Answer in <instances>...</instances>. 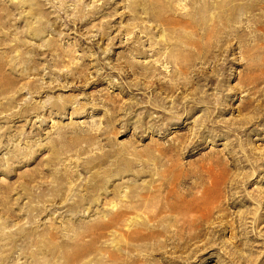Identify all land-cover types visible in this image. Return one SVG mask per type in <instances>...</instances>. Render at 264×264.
<instances>
[{"label":"rangeland","instance_id":"rangeland-1","mask_svg":"<svg viewBox=\"0 0 264 264\" xmlns=\"http://www.w3.org/2000/svg\"><path fill=\"white\" fill-rule=\"evenodd\" d=\"M0 264H264V0H0Z\"/></svg>","mask_w":264,"mask_h":264},{"label":"bare ground","instance_id":"bare-ground-1","mask_svg":"<svg viewBox=\"0 0 264 264\" xmlns=\"http://www.w3.org/2000/svg\"><path fill=\"white\" fill-rule=\"evenodd\" d=\"M245 86H246V85H245ZM251 86H252V85H251ZM252 100H253V99H252ZM249 107H250V106H249ZM210 170H211V169H210ZM213 171H214V169H213ZM219 172H220V171H219ZM196 173H197V172H196ZM204 173H205V172H204ZM211 173H212V172H211ZM215 173H216V172H215ZM220 173H221V172H220ZM177 174H178V173H177ZM200 174H202V173H200ZM208 174H209V173H208ZM205 175H207V173H206ZM205 175H204V176H205ZM174 176H175V175H174ZM202 176H203V175H202ZM208 176H210V175H208ZM197 177H198V176H197ZM200 177H201V176H200ZM211 177H217V175L212 174ZM219 177H220V176H219ZM222 177H223V176H222ZM222 177H221V178H222ZM202 178H203V177H202ZM202 178H200V179H202ZM204 178H205V177H204ZM202 180L204 181L205 179H202ZM206 180H207V179H206ZM211 180H213V181L211 182V184L209 185V187L203 189L204 192L202 193V195H203L202 201H203L205 204H208L209 200L211 201V200L215 197V195H216L217 192H218V187H219V185H220V182H219L218 179H216L217 181H216L215 179H213V178H212ZM175 181H176V180H175ZM218 182H219V183H218ZM178 183H179V182H178ZM201 183H202V182H201ZM182 184H183V183H181V185H180L181 187H183ZM204 184H205V183H204ZM183 185H184V184H183ZM199 186H200V185H199ZM202 186H203V185H202ZM207 186H208V184H207ZM174 187H175V186L173 185V188H174ZM191 187H192V186H191ZM195 187H197V186H195ZM205 187H206V186H205ZM192 188H193V187H192ZM201 188H202V187H201ZM181 189H182V188H180V190H181ZM187 189L189 190V188H187ZM174 190H175V189H174ZM178 190H179V189H178ZM178 190H177V191H178ZM184 190H185V189H184ZM188 190H187V191H188ZM196 190H197V189H196ZM201 190H202V189H201ZM182 191H183V189H182ZM194 191H195V190H194ZM198 191H199V190H198ZM183 192H184V191H183ZM188 192H189V191H188ZM179 193H180V192H179ZM195 193H196V191H195ZM200 193H201V191H200ZM165 194H166V193H165ZM167 194H168V193H167ZM177 194H178V193H177ZM197 194H198V193H197ZM219 194H220V192H219ZM191 195L194 196V193H192ZM198 195H199V194H198ZM181 196H182V195H181ZM186 196H187V195H186ZM186 196H185V197H186ZM188 196H189V195H188ZM193 196H192V197H193ZM169 197H170V196H169ZM177 197H178V196H177ZM182 197H184V196H182ZM195 197H196L195 199H197V195H195ZM187 198H188V197H187ZM198 198H199V196H198ZM183 199H184V198H183ZM183 199H182V200H183ZM193 199H194V198H193ZM193 199H192V200H193ZM195 199H194V200H195ZM169 200H170V199H169ZM169 200H168V201H169ZM185 200H186V199H185ZM185 200H184V201H185ZM189 200H190V199H189ZM170 201H171V200H170ZM195 201H196V200H195ZM200 201H201V200H200ZM202 201H201V202H202ZM212 201H213V200H212ZM232 201H233V200H232ZM180 202H182V201H180ZM196 202H197V201H196ZM196 202H194V203H196ZM203 202H202L201 205H203ZM168 203H169V202H168ZM182 203H183V202H182ZM187 203L189 204L190 201L187 202ZM194 203H193V204H194ZM198 203H200V202H198ZM198 203H196V207H199V206H200V205L197 206ZM166 204H167V203H166ZM193 204H190V205L193 206ZM183 205H184V204H183ZM175 206H176V204H175ZM177 206H178V204H177ZM180 206H181V205H180ZM185 206H186V205H185ZM188 206H189V205H188ZM211 206H212V205H211ZM143 207H144V206H143ZM160 207H162V206H160ZM169 207H170V206H169ZM173 207H174V206H173ZM178 207H179V206H178ZM181 207H182V206H181ZM194 207H195V206H194ZM213 207H214V206H213ZM186 208H187V207H186ZM200 208H201V207H199V210H200ZM179 209H180V207H179ZM182 209H183V208H182ZM182 209H181V210H182ZM190 209H191V208H190ZM196 209H197V208H196ZM219 209H220V207H219ZM174 210H177V208L173 209V211H174ZM192 210H194L193 207H192ZM183 211H184V210H183ZM195 211H196V210H195ZM197 211H198V210H197ZM202 211H203V210H202ZM218 211H219V210H218ZM162 212H163V211H162ZM199 212H201V210H200ZM199 212H198V213H199ZM181 213H182V212H181ZM181 213H180V214H181ZM192 213H193V212H192ZM192 213H191V214H192ZM204 213H205V212H204ZM212 213H213V212H212ZM176 214H178V212H176ZM184 214H187V213H184ZM184 214H183V215H184ZM202 214H203V213H202ZM208 214H209V213H208ZM188 215H189V213H188ZM195 215H196V214H195ZM197 215H198V214H197ZM206 215H207V214H205V215L203 214V216H206ZM176 216H177V215H176ZM185 216H186V215H185ZM198 216H199V215H198ZM201 216H202V215H201ZM201 216H200V217H201ZM212 216H213V215H212ZM193 217H194V215H193ZM196 217H197V216H195V218H196ZM209 217H210V216H209ZM197 218H199V217H197ZM204 218H205V217H204ZM207 218H208V217H206L205 219L207 220ZM116 219H117V217H116ZM188 219H189V218H188ZM184 220H185V219H184ZM192 220L195 221V219H193V218H192ZM185 221H188V220L186 219ZM190 221H191V219H190ZM152 222H153V221H152ZM177 222H178V221H177ZM192 222H193V221H192ZM182 223H183V222H182ZM195 223H196V222H195ZM195 223H193V224L195 225ZM210 223H211V222H210ZM184 224H185V223H184ZM184 224H183V225H184ZM190 224H191V222H190ZM193 224H191V225H193ZM198 224H199V222H198ZM199 225H200V224H199ZM209 225H210V224H209ZM196 226H197V225H196ZM184 227H185V226H184ZM191 227H192V226H191ZM220 227H221V226H220ZM182 228H183V226H182ZM185 228H186V227H185ZM193 228H194V227H193ZM196 228H197V227H196ZM204 228H206V226H205ZM176 229H177V228H176ZM176 229H175V230H176ZM191 229H192V228H191ZM202 229H203V228H202ZM157 230H158V229H157ZM182 230H183V229H182ZM185 230H186V229H185ZM185 230H184V231H185ZM193 230H194V229H193ZM180 231H181V230H180ZM188 231H189V230H188ZM191 231H192V230H191ZM194 231H195V230H194ZM200 231H201V230H200ZM178 232H179V231H178ZM181 232H182V231H181ZM195 232H197V230H196ZM195 232H194V233H195ZM194 233H193V234H194ZM199 233H200V232H199ZM201 233H202V232H201ZM160 234H161V233H160ZM160 234H159V235H160ZM180 234H181V233H180ZM184 234H185V233H184ZM190 234H191V233H190ZM193 234H192V235H193ZM188 235H189V234H188ZM188 235H187V236H188ZM195 235H196V236H195V238H196V237L198 236V234H195ZM156 236H157V235H155V237H156ZM171 236H172V235H171ZM174 236L176 237V235H174ZM177 236H178V235H177ZM181 236H182V235H181ZM193 236H194V235H193ZM140 237H141V236H140ZM153 237H154V236H153ZM158 237H159V236H158ZM188 237H189V236H188ZM190 237H191V236H190ZM148 238H149V237H148ZM176 238H177V237H176ZM180 238H181V237H180ZM185 238H186V236H185ZM192 238H193V237H192ZM192 238L189 239V240H187V241H185L184 246H179V247H180V248L182 247V248H184V249H185L186 247L188 248V241L191 240V242H192ZM195 238H193V239H195ZM146 239H147V238H146ZM171 239H172V237H171ZM177 239H178V238H177ZM181 239H182V238H181ZM186 239H187V238H186ZM149 240H150V239H149ZM197 240H198V239H197ZM138 241H139V240H138ZM142 241H143V240H142ZM181 241L183 242V239H182ZM193 241H194V240H193ZM139 242H140V241H139ZM173 243H174V242H173ZM176 243H177V242H176ZM179 245H180V243H179ZM177 246H178V245H177ZM177 249H178V248H177ZM188 249H189V248H188ZM137 261H138V260H137ZM148 262H149V261H148ZM174 263H175V262H174Z\"/></svg>","mask_w":264,"mask_h":264}]
</instances>
